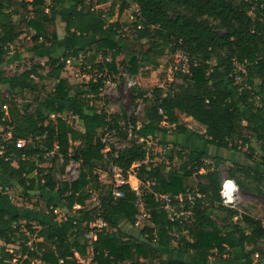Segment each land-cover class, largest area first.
<instances>
[{
    "label": "trees",
    "instance_id": "16d2710c",
    "mask_svg": "<svg viewBox=\"0 0 264 264\" xmlns=\"http://www.w3.org/2000/svg\"><path fill=\"white\" fill-rule=\"evenodd\" d=\"M108 3L112 10L118 4L120 11L133 9L134 38L149 40L146 51L130 58L129 73L137 74L140 63L159 67L161 47L169 55L186 51L191 63L189 72L175 73L180 82L137 90L134 99L145 103V120L138 126L131 118L134 137L122 149L104 140L112 133L126 137L122 117L89 99L100 96L125 50L123 26L112 22V10L98 9ZM65 8L66 38L60 40L55 23ZM25 32L33 42L27 52L47 61L8 75L4 66L13 62L12 46ZM84 52L102 76L70 85L62 77L67 61L77 64ZM44 66L47 75L40 72ZM38 77L55 82L43 99ZM28 93L39 94L36 107L27 100L19 105L17 98ZM68 113L82 129L66 119ZM181 115L205 132L186 126ZM0 129L12 131L10 139L0 136V264H85L79 257H88L90 248V264H264L263 220L223 202L222 166L228 161L182 141L190 136L244 151L259 168L228 162L227 177L264 196V145L262 154L254 146L264 142V0H0ZM149 138L166 147L162 159L147 161ZM20 139L26 141L22 148L16 146ZM49 158L52 166H43ZM60 160L62 172L72 161L80 165L74 180L54 179ZM112 163L126 177L138 164L140 195L125 184L119 187L123 195L115 196L113 184L100 182L98 172L110 173ZM17 187L29 201L31 192L46 198L49 210L15 204L10 188ZM161 195L170 197L177 213L184 199L187 220L172 218ZM93 197L99 203L88 209ZM61 201L68 212L59 219ZM141 202L149 224L135 235L127 228L137 224ZM98 219L105 225L91 227ZM92 231L95 239L87 236ZM177 232L184 235L175 247Z\"/></svg>",
    "mask_w": 264,
    "mask_h": 264
},
{
    "label": "rangeland",
    "instance_id": "374dc122",
    "mask_svg": "<svg viewBox=\"0 0 264 264\" xmlns=\"http://www.w3.org/2000/svg\"><path fill=\"white\" fill-rule=\"evenodd\" d=\"M135 7V6H133ZM98 9L103 10L106 13L111 12L112 6L111 3L100 5L98 6ZM113 18L112 22H118L120 23L123 28L124 32H122V36L120 37L121 42L123 44V47L125 50L117 57L116 62L118 63V67L116 71H113L112 73L108 74L106 77L105 85L102 89V92L98 98L90 97V102L95 103L97 107L101 110H104L106 112H109L110 114H118L122 117L120 120V126L122 127V130L127 133L126 137L123 135H117V133L112 134H106L104 137V140L107 141L109 145H114L118 149H122L126 146L130 145V139L134 137V131H133V124L131 122V118H136L138 126L141 125V123L145 120V103L142 99L135 100L134 97L138 94L137 90H148L153 91L156 87H167L172 83L173 81L180 82V80L177 79V76L170 72L169 70V53L167 50L163 47L160 48V51H162V56L160 57V66L157 68H153L151 65H144L142 63L139 64V70L137 74L129 73L127 70H129V61L132 56H137L140 54V52H144L149 48V40L145 39L142 41H137L134 38V32L132 30L131 24L134 21L133 19V9H126L124 11H120V4L116 5L113 8ZM16 21L20 22V18H17ZM25 29V28H24ZM33 44L31 36L27 37V35H22L19 39V41L12 46V52L11 55H13V62L11 64H8L4 66V70L8 75H16L24 71L25 69H28L32 67L33 65H44L47 61L46 57H41L36 55L34 52H27L26 48L27 46H31ZM17 52L21 54L22 59H18ZM101 57L98 58L97 61H99ZM71 63L67 64L66 70L63 72L62 77L66 78L70 85L74 86H81L83 84H86L90 79L98 78L102 76L101 71L98 68H92V65L95 63H92L90 61V52L88 53H82L80 60L77 62V64H74L72 61L74 59H70ZM111 60V59H110ZM96 65V64H95ZM45 68L41 70L40 72L42 75H47L49 68L44 66ZM241 68V67H240ZM37 82L39 83L40 87V98H46L49 93H52L55 89V82L48 78H36ZM133 81H136V85L133 87L129 86V83ZM136 90V91H135ZM37 97H39V94L34 93H28L25 95V97H18V103L21 106L22 101H28L33 107H36L37 105ZM124 116H127V118H123ZM53 117V116H52ZM55 117V116H54ZM66 119L74 125L77 129H82V125L80 121L72 115L71 113L65 114ZM183 123L188 126L189 128L193 129L194 131H197L199 133H204L205 129L203 126L198 124L196 121H194L192 118L186 117L184 115H181ZM172 136L170 135V139ZM185 137H183L182 141L185 142ZM148 157L149 159L147 161H151L153 159H162V155L165 151V146H162L159 143V139H148ZM260 145H264V142L261 143H254L255 147H260ZM260 151H257L262 154L263 151L261 148ZM108 151V149H107ZM241 159L244 158V151H241ZM239 156V157H240ZM46 157H49L48 155ZM50 159V158H49ZM177 162L174 163V165ZM62 164V160L58 161L57 163V169L54 172V179L56 181H62V180H74L75 176L78 175L79 172V164L76 162H71L66 170L62 172L60 170V165ZM43 166H52L51 159L43 164ZM138 166V164L134 165L131 169V172L133 174L136 173L134 167ZM230 166V163L226 162L225 165L222 166L223 175L224 177L228 176L227 169ZM69 170V171H68ZM100 174V182L101 183H112V176L110 173L99 171ZM198 178V177H197ZM200 179V178H198ZM131 184L136 187L138 186L140 191L141 187H144L143 182L140 180L137 181L134 176H132ZM264 185V184H263ZM264 189V188H263ZM10 195L13 199V202L17 204L20 207H26L27 209L34 208V203H37L39 207H41L43 210L47 211L49 210L48 205L46 203L47 199L40 196L39 193L31 192L32 199L31 201L27 200L22 193H20L19 188H10ZM96 197H100V192L97 191L94 193ZM237 200L234 204V207H237L242 212H248L254 217L261 218L264 221V196L257 194V193H250L243 191L238 186V192L236 194ZM100 199V198H99ZM88 209L94 208L96 205H98L99 200L95 199H89L88 200ZM181 205L179 206L181 209V212L171 213V217H178L180 216V219L187 220V216L189 213L185 210L187 205L184 203V199L180 202ZM139 215H138V221L135 227H128L127 230L131 232H135V235H138L142 228H144L146 225L149 224L148 221V215L146 210L143 207V203H139ZM56 212H58L59 219L63 216H66L68 210L66 207H64V203L61 201L60 206L57 208ZM178 215V216H175ZM236 219V218H235ZM264 224V222H263ZM184 235L183 233H175V240L174 245L175 247L178 246V243H180L181 237ZM264 246V244H263ZM13 249H18L17 247L11 246ZM172 253H175L173 251ZM92 251L91 248L89 249V256L86 258L79 257L80 261L85 264H90L92 261ZM237 257H240L239 254H237ZM257 257V256H256ZM234 259V258H233ZM232 263H234V260H232Z\"/></svg>",
    "mask_w": 264,
    "mask_h": 264
},
{
    "label": "built area",
    "instance_id": "2783aa9c",
    "mask_svg": "<svg viewBox=\"0 0 264 264\" xmlns=\"http://www.w3.org/2000/svg\"><path fill=\"white\" fill-rule=\"evenodd\" d=\"M69 63H71L70 59L67 61V64H69ZM169 64H170L169 70L173 74H175L178 71L187 73L190 71V67H191L189 55L186 51H184L182 49H177L173 53L170 54ZM135 85H136V81H133V82L131 81L129 83L130 87H133ZM4 109L8 110V107L4 106ZM0 136H2V140H4V141L7 139H10V138H12V131L11 130L5 131L3 129H0ZM25 144H26V141L23 139H20L17 141L16 146L18 148H22L25 146ZM109 172H110V175L112 176L113 182L111 184H113V186H114L113 193L115 196H122L123 195V193L121 192L119 187L122 185H125V184H129L133 188V190H135L137 192L138 195L141 194L139 187L138 186L134 187L131 184L132 176H134L135 179L137 181H139L136 173L133 174L132 172H130L129 176L126 177L123 168L120 167L119 165L115 164V163L111 164ZM77 176H75V178ZM237 192H238L237 183L232 179L225 180L223 183V186H222V190H221V195H222V199H223L224 204L231 206V207H234V204L237 200V197H236ZM198 196L201 197L200 194H198ZM189 198L192 201V197L189 196ZM160 199L165 203V205H164L165 209H167L169 211L170 216H171V213L176 214V210H175L176 208L174 205H172L170 197H168L167 195H161ZM188 213L190 214V212H188ZM104 225H105V223L101 219H98L94 223L91 224V227H103ZM87 236L89 238H93V239L96 238L94 231H92Z\"/></svg>",
    "mask_w": 264,
    "mask_h": 264
},
{
    "label": "crops",
    "instance_id": "0c3cea01",
    "mask_svg": "<svg viewBox=\"0 0 264 264\" xmlns=\"http://www.w3.org/2000/svg\"><path fill=\"white\" fill-rule=\"evenodd\" d=\"M50 2H51V0H47L48 4H50ZM68 13L69 12H68L67 8L63 9L60 12V14L58 15V18H57L56 23H55V30L57 31V34H58L60 40H64L66 38L65 27H66V22H67L68 15H69ZM52 28H54V27L52 26ZM33 33L34 32H32V34ZM24 35H27V37L31 36V34H29L28 32H25ZM35 54L39 56L38 53H35ZM185 138H186L185 142L189 146L196 147V148H202L204 150H207L210 152L211 155L223 157L228 162H239V163H243V164H247V165H251V166L254 165L253 161L246 159L245 155L243 156L244 158L241 159V156H240L241 152L230 151V150H227L224 148H217V147L209 145L207 142H205L203 140L196 139L195 137L185 136ZM256 149H258V151H260L259 146L256 147ZM254 167L257 168L258 166L254 165ZM260 169L264 171V167H260ZM227 179H229L227 176L224 177V180H227Z\"/></svg>",
    "mask_w": 264,
    "mask_h": 264
}]
</instances>
